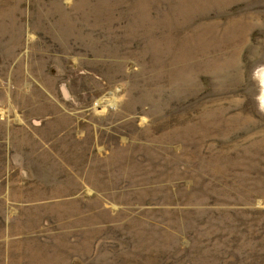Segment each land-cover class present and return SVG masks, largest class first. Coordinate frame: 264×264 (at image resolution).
Returning a JSON list of instances; mask_svg holds the SVG:
<instances>
[{
  "label": "rangeland",
  "instance_id": "374dc122",
  "mask_svg": "<svg viewBox=\"0 0 264 264\" xmlns=\"http://www.w3.org/2000/svg\"><path fill=\"white\" fill-rule=\"evenodd\" d=\"M263 74L264 0H0V264H264Z\"/></svg>",
  "mask_w": 264,
  "mask_h": 264
},
{
  "label": "bare ground",
  "instance_id": "6f19581e",
  "mask_svg": "<svg viewBox=\"0 0 264 264\" xmlns=\"http://www.w3.org/2000/svg\"><path fill=\"white\" fill-rule=\"evenodd\" d=\"M264 75V74H263ZM262 77V76H261ZM263 85V84H262ZM264 90V89H263ZM261 100H262V107L264 108V91H263V93L261 94V98H260Z\"/></svg>",
  "mask_w": 264,
  "mask_h": 264
}]
</instances>
